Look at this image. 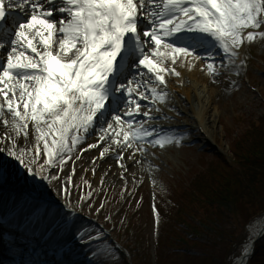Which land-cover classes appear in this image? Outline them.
Here are the masks:
<instances>
[{
	"label": "snow or ice",
	"instance_id": "1",
	"mask_svg": "<svg viewBox=\"0 0 264 264\" xmlns=\"http://www.w3.org/2000/svg\"><path fill=\"white\" fill-rule=\"evenodd\" d=\"M257 40H264V0H0V124L7 130L0 137V156L6 154L0 174L22 169L33 180L59 181L51 170L64 171L106 112L114 123L105 119L107 127L98 128L99 140L110 141L101 158L112 145L118 160L131 149L134 161L149 147L179 145L182 136L151 126L159 111L151 105L166 103L167 78L181 75L177 66L191 70L188 58L210 61L207 74L215 77L217 50L227 68ZM114 93L124 99L122 115L108 107ZM71 182L67 175L63 188L57 184L66 200ZM88 239L103 245L106 238ZM111 255L97 248L89 264H110ZM248 256L245 246L240 264Z\"/></svg>",
	"mask_w": 264,
	"mask_h": 264
},
{
	"label": "rangeland",
	"instance_id": "2",
	"mask_svg": "<svg viewBox=\"0 0 264 264\" xmlns=\"http://www.w3.org/2000/svg\"><path fill=\"white\" fill-rule=\"evenodd\" d=\"M250 50L254 52L251 65L246 69V72L242 73L243 76L240 81H236V87L228 91L224 100L217 101L216 96L213 97L214 104L220 103L221 111L219 122L216 121L214 128L215 142H217L218 146L212 141L210 146L205 148L200 143L183 146V142L191 143L199 138L198 136H189L187 140L180 143V146L169 145L168 150L162 158L160 157L161 160L156 162L157 166L151 167V173L138 174L137 170L138 172L141 171L142 166L134 164V167H139L133 170V168H122L121 165L112 164L108 161L100 163L101 159L99 156L97 157L94 153L86 154V148L88 147L80 144L78 151L84 153L81 159L69 160L64 166L63 172L58 168L51 170L60 179L59 181H53L52 184L48 183L47 188L50 195L59 199L62 192L60 194L57 193V184L63 188L67 175H71L72 187L69 186V192L72 193L70 196L71 200L76 205L80 204L83 193L79 191L84 189V197L89 198L91 193L90 199L85 203L84 212L93 219L102 220L103 223L108 220L109 216H112V219L117 221L118 224L121 222V217L117 214L113 218L116 213L114 208L118 205L122 206L124 201L128 203L131 199L129 197L135 196L132 207L128 206V209L134 212L135 209L140 208L134 217L136 223L135 233L139 232L143 236V241L141 240L143 247L149 246L146 250L139 248L133 253L136 255L134 257L137 261L144 259L143 264H151L153 253L156 250L152 245L154 228L159 226V229L164 231L166 224L176 221L179 213H183L182 206L186 202V194L193 190L194 186L206 187V184L214 183L216 174L226 175L232 169L238 171L240 164H236L233 161L232 149L236 148L237 144L254 139V134H259L260 129L263 127L264 40L259 44L252 45ZM187 110L188 107L185 106L184 112L189 115ZM6 131L3 125L0 124V137ZM29 140L28 147H32L35 144V140L31 136ZM20 143L21 146L24 145L23 137H21ZM2 146L0 145V147ZM78 151L73 153V157L78 155ZM4 158H6V154L0 156V159ZM74 166H76V170H74ZM230 166L232 167L229 169ZM24 173L19 170L14 174H0V176L4 178V175H7L10 178L7 184L13 185L12 178L16 180L17 177H22ZM78 182H84V184H79ZM15 185L17 187L21 186L18 181ZM21 188L26 189L27 187L23 186ZM86 188L89 189L86 191ZM252 189L253 191L256 190L254 183ZM106 195L104 212L101 213L100 206ZM111 211L112 214L110 215ZM105 212H108L107 215H105ZM248 213L244 212L243 215L247 216ZM123 218L124 216H122ZM253 219L251 217V220ZM77 222L84 223L86 228L89 227L90 229L92 227L89 221L87 223L86 220L80 219ZM235 222L237 221L235 220ZM251 226L249 233L252 236L258 230L259 221L252 222ZM118 228L119 225L114 231L118 230ZM239 228L236 234L241 236L242 230H239ZM118 232L119 230L115 233ZM130 241L126 240V243H129L133 251L135 246ZM224 246L227 247V242L226 244L224 243ZM100 247L96 246L92 249H86L82 254L84 258H88V263L90 260H94L92 258L93 251ZM199 248L201 250L204 249V256H188L186 260L181 259L182 256L166 252V257H163L166 259L164 264H214V262H211L212 252H214L213 248L208 246ZM147 258L152 260L147 263ZM216 264H225V260L224 262H216Z\"/></svg>",
	"mask_w": 264,
	"mask_h": 264
},
{
	"label": "trees",
	"instance_id": "3",
	"mask_svg": "<svg viewBox=\"0 0 264 264\" xmlns=\"http://www.w3.org/2000/svg\"><path fill=\"white\" fill-rule=\"evenodd\" d=\"M254 136L232 149L234 162L240 164L238 171L216 174L213 184L196 185L186 194L183 213H179L171 235H167L169 250L182 256L181 259L204 256V249L199 247L208 246L214 250L211 262L225 260L226 264L229 259L230 263L246 242L245 232L251 217L264 214V123L260 133ZM244 212L249 213L244 216ZM238 228L242 230L241 236L236 234ZM159 262L164 264L166 259L162 257ZM248 264H264V238L256 244Z\"/></svg>",
	"mask_w": 264,
	"mask_h": 264
},
{
	"label": "bare ground",
	"instance_id": "4",
	"mask_svg": "<svg viewBox=\"0 0 264 264\" xmlns=\"http://www.w3.org/2000/svg\"><path fill=\"white\" fill-rule=\"evenodd\" d=\"M198 61L201 62L195 64V62H191L190 60H185V64H188L189 62L191 63L192 65L191 70H189L188 67L177 66V71H179L181 75L179 77H168L167 78L168 86L165 90L166 92L173 93L174 95L173 102L170 103V105L168 106L169 109L174 110L177 116L180 117V115L183 114L181 110L182 105H186L188 107L187 112L191 115L189 119H193L196 121V124L203 133L204 139L208 141L214 138V128L216 125V121L219 122L220 114H221L220 103L218 102L219 104L217 105L214 104L213 97L216 96L217 101L224 100L226 94L228 93V89L231 87V81L228 82L225 76H223L221 71H224V68L221 66V64H217L215 62L219 74L216 75L215 77H210L207 74V68H206L208 62L207 61L204 62L202 59H198ZM148 106L149 105H147L146 108ZM151 107L153 109L161 108L160 106L157 105H151ZM154 117H157V119L152 121L151 125L153 127H157L158 129L160 128L167 129L165 122H163L162 120L167 121L172 118L175 120L178 119L175 116H173L171 113L164 111H162L161 117L158 115L156 116L154 115ZM145 126L147 127L148 125ZM99 136H95L91 140L90 144H97L98 146ZM28 143H30V140H28ZM109 143L110 141L104 142L101 146L92 148L94 151H96L95 155H99L104 150V148L109 147ZM111 149L116 150V146L112 145ZM158 149L160 151L159 154L152 152H148V153L146 152L145 154L136 153L135 161L133 159L128 158L131 152H129L128 150V152L125 154V152L127 151L126 150L123 153H121V155H123L124 157V159L121 160L122 161L121 163L127 166L137 163L139 166H142L141 171L138 172L137 170L138 174L151 173L152 171L151 167L157 166L156 162L161 160L159 155H164L165 151H167L165 148L163 149L158 148ZM107 153H105L106 154L105 156H107ZM138 167L137 166L134 167L131 165V168H133V170H136V168ZM263 229H264V219L263 221L260 222L258 230L253 235L257 234L258 231H261ZM249 244L250 242L248 241L247 244L245 245L247 247L248 253L250 248ZM234 264H240V260L239 259L236 260Z\"/></svg>",
	"mask_w": 264,
	"mask_h": 264
}]
</instances>
